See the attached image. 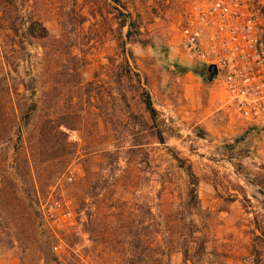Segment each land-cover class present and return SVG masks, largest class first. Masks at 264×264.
<instances>
[{
  "label": "rangeland",
  "instance_id": "1",
  "mask_svg": "<svg viewBox=\"0 0 264 264\" xmlns=\"http://www.w3.org/2000/svg\"><path fill=\"white\" fill-rule=\"evenodd\" d=\"M209 1L0 0V264H264V126L179 47Z\"/></svg>",
  "mask_w": 264,
  "mask_h": 264
},
{
  "label": "built area",
  "instance_id": "2",
  "mask_svg": "<svg viewBox=\"0 0 264 264\" xmlns=\"http://www.w3.org/2000/svg\"><path fill=\"white\" fill-rule=\"evenodd\" d=\"M178 33L180 49L209 67L235 116L264 126V23L258 10L242 0L195 2L182 12ZM46 212L54 226L69 222L68 210ZM51 248L65 251L60 240Z\"/></svg>",
  "mask_w": 264,
  "mask_h": 264
},
{
  "label": "trees",
  "instance_id": "3",
  "mask_svg": "<svg viewBox=\"0 0 264 264\" xmlns=\"http://www.w3.org/2000/svg\"><path fill=\"white\" fill-rule=\"evenodd\" d=\"M25 34L28 37L40 38L45 36L46 30L40 22L33 21V22H28V25L25 28ZM145 107L148 110L149 116H152L154 114V109L151 107L148 101L145 102Z\"/></svg>",
  "mask_w": 264,
  "mask_h": 264
},
{
  "label": "water",
  "instance_id": "4",
  "mask_svg": "<svg viewBox=\"0 0 264 264\" xmlns=\"http://www.w3.org/2000/svg\"><path fill=\"white\" fill-rule=\"evenodd\" d=\"M206 71H209V67L206 68Z\"/></svg>",
  "mask_w": 264,
  "mask_h": 264
},
{
  "label": "flooded vegetation",
  "instance_id": "5",
  "mask_svg": "<svg viewBox=\"0 0 264 264\" xmlns=\"http://www.w3.org/2000/svg\"><path fill=\"white\" fill-rule=\"evenodd\" d=\"M206 73L210 74V72H209V71H206Z\"/></svg>",
  "mask_w": 264,
  "mask_h": 264
}]
</instances>
